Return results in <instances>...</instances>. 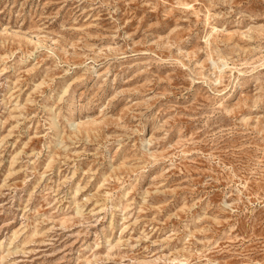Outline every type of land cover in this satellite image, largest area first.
<instances>
[{
    "label": "rangeland",
    "instance_id": "1",
    "mask_svg": "<svg viewBox=\"0 0 264 264\" xmlns=\"http://www.w3.org/2000/svg\"><path fill=\"white\" fill-rule=\"evenodd\" d=\"M0 264H264V0H0Z\"/></svg>",
    "mask_w": 264,
    "mask_h": 264
}]
</instances>
